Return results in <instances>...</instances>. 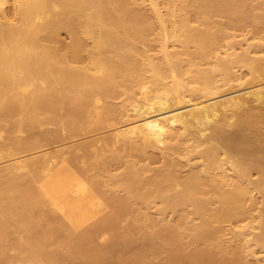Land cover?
I'll list each match as a JSON object with an SVG mask.
<instances>
[{
  "label": "bare ground",
  "instance_id": "obj_1",
  "mask_svg": "<svg viewBox=\"0 0 264 264\" xmlns=\"http://www.w3.org/2000/svg\"><path fill=\"white\" fill-rule=\"evenodd\" d=\"M130 3L0 0V162L10 157L0 166V264H7L8 246L17 249L19 264H245L240 257L243 249L235 251L236 257L225 258L229 249L221 223L253 210V191L264 195V84H258L264 81V55L248 79L237 77L223 59L202 66L198 58L208 61L213 56L219 36L207 26H193L189 15L195 11L206 25L218 13L237 20L248 14L253 0H167L165 15L153 0L164 39L179 42L182 49L169 50L163 44L162 59L150 63L153 79L142 82L139 93L123 104L133 113L124 111L128 118L108 127L110 134L92 144L25 156L49 143V125L58 129L61 121L73 137L89 132L95 100L108 99L120 86L132 87V81L143 78L137 53L146 40L150 17L130 9ZM218 70L222 78L216 76ZM104 115L98 110L96 118L103 122L108 118ZM92 148L106 154L89 167L107 174L112 159L162 150L165 167L138 166L127 158L126 170L112 180L137 205L161 200L164 211L190 203L201 221H190L188 229L203 246L188 253L172 225L162 237L149 233L138 225L143 215L134 202L115 194L106 195L112 213L108 209L107 218L89 221L97 211L92 212L96 194L103 191L97 174L83 171L82 160H77ZM81 150L85 152L79 156ZM114 150L118 153L113 158L109 151ZM188 151L202 158L204 173L178 172L180 157ZM69 155L82 165V171L74 169L85 179L70 173L74 166L69 164V169ZM66 160L68 166L63 167L69 172L59 166ZM253 170L260 174L257 180L251 179ZM223 182L230 187L222 189ZM214 202L218 206L212 207ZM131 213L135 220L124 233H117L123 216ZM86 221L94 225L88 227ZM85 222L87 230L81 232ZM258 227L255 235L252 227L241 235L246 240L252 234L264 247V215ZM100 232L109 236L104 244L110 243H96ZM107 232L112 234L108 242Z\"/></svg>",
  "mask_w": 264,
  "mask_h": 264
},
{
  "label": "rangeland",
  "instance_id": "obj_2",
  "mask_svg": "<svg viewBox=\"0 0 264 264\" xmlns=\"http://www.w3.org/2000/svg\"><path fill=\"white\" fill-rule=\"evenodd\" d=\"M156 4L158 5L160 13L161 14L163 13L162 15H165L167 12V8H168L167 0H157ZM129 7L133 11L146 13L150 17L149 23H147L146 40L139 45L140 51L137 53V63H138V66L143 69V78L140 81H132L130 83L132 87L124 86V85L120 86L116 94L109 97L108 99H96L95 105H93L92 107L93 118H92L91 130L89 132L77 134V135H74L73 137V135H71L67 131L66 125L61 124V121H60L58 129H56L53 125L52 126L49 125L48 127V130L51 132L50 140H49V143L45 144L46 147L42 146L43 148L45 147L44 149H47V150H44L42 147H40L41 149L38 148L39 150L38 149L29 150V151H26L28 152V154L24 152L22 155L26 154L25 156H28V155L31 156L33 154L36 155L37 153L41 154L42 153L41 150H43V153H44V152H51V151L60 149L62 147L75 146V145H88V144H92L93 141L97 140L100 137L109 135L111 132L109 128L111 129V127L117 124L116 122L118 121H119L118 123H121V122L123 123L124 119L126 120L128 118L127 117L128 112L131 111L130 114L133 113L132 109L129 108V106L125 107L123 106V104L127 103L129 100H131L133 96H136L139 93L142 82H151V80L154 77L153 76L154 73L150 69V63L151 62L157 63L162 59V55L164 53L163 47L165 46L163 44L166 43L167 44L166 46L168 47L169 50L182 49L179 42L174 41L172 39H167V40L164 39L163 25L157 19V13L155 11V4H153V0H131ZM8 8H9V11H12L11 5H9ZM189 16H190V23L193 26L198 27L200 29H204L207 26L213 33L219 36V43L217 47L215 48V50L213 51V56L209 57L208 61L198 58V61L200 62V64H202V66L214 65L217 63L219 59H223V60H226L228 64L233 66L232 67L233 72L235 73L237 77H240L242 79H248L252 76V68L260 65L259 64L260 62L257 60L259 59V57L264 55V0H253L252 6L248 10V14L244 17L238 18L237 20L229 17L226 14L218 13V14L212 15L211 18L208 19V22L206 25L203 22L202 18L195 11H191ZM168 22H166V24L170 26V22L169 23ZM62 36L65 37L66 34L63 33ZM88 48L92 49V45H88ZM230 48H232V50L234 49L233 51L234 54ZM193 49L194 47L191 46L190 50H193ZM109 54L113 55L112 53H109ZM187 58L188 57L186 56V59ZM216 76L218 78H222L223 77L222 71L218 70L216 72ZM168 80L170 81L171 79H168ZM263 82L264 81H260L258 84H264ZM108 106H111V109ZM108 109H110L111 111ZM94 110L95 111L97 110V112L99 110L101 114L103 115L105 114L104 117H108L109 119L104 118L105 120L103 122L98 121V119L96 118L97 112H95ZM124 111L125 112L127 111L126 112L127 114ZM124 115H127V116L125 117ZM122 118H123V121L121 120ZM62 128H64V132H63L64 134L62 133V130H63ZM60 137L62 139H60ZM92 149L90 150L91 152H88V151L85 152L81 150L78 153V155L80 156L81 153L85 152V154L83 153V156L85 155L84 156L85 158L83 159H85L86 162L90 161L91 164L90 162H88L89 164L87 165V163H85V160H83L80 156V158H78L77 161H79V159L82 160L83 162L81 161V164L84 166H82L81 164L79 165L80 161L79 163H76L77 161L73 160V158L70 157L71 155H69L68 160L70 163L67 162L68 160H66L64 162L65 164L62 163L59 165V166L62 165L61 169H64L65 171H67L68 167H63V166L66 165L67 163L68 165L71 164V166L72 167L74 166V167L72 168L69 165V169L72 168L74 171L72 170L73 172L71 171L70 173L74 174V172H76L75 174H77V176H79L80 178L81 176L83 177L84 175L80 173V171H82L83 168H85L83 171H87L88 173L91 172L92 174H97L96 179H99L100 188L102 189L101 191L103 192L100 191L102 193L100 195L98 193L96 194L98 198H96L95 200V204L92 209V212L94 213L93 210H97V211H95L96 214L89 221H93V223H98L100 222V220L107 218V216H109V214L112 213L111 211L112 207L109 205L106 198L109 195L115 194L120 198L130 199L132 202H134V205L138 207L137 212L143 215V218L142 220H139L138 225H143L144 227H146V230L149 233L159 235L162 237L163 236L162 233L164 232L167 233L165 231L166 228L172 225V226H175L176 228L175 231L176 233L179 234L182 241L188 245L186 249L188 253L192 252L194 248H200L203 246V243L201 241H196L193 239V234L188 229V223L190 221H193L196 223L201 221V218L196 216L193 213V206L190 203L182 204L173 210L166 209L164 211H163V203L161 202V200H156L149 204H141V205L138 204L137 205L134 198L130 196L127 190L122 186L117 187L115 182L112 180V176L120 175L126 170L127 158L134 159L138 166H142V165L149 166L152 169H158V168L165 167L167 158L165 154L163 155L162 150H159V149H156L157 151L153 150L151 151L152 155L151 153L150 154L142 153V154H137V155L131 154L119 160L112 159L110 163V173L107 174L103 170H100L102 171L101 173L100 171H98V169L96 171V168H94L95 170L91 169L94 167V164L92 163L94 161H98L103 156V154H106V152L101 153L100 150L96 148H94L93 150ZM38 151H40V153ZM119 151L121 152V150ZM87 153H88V156H87ZM116 153H118L117 150L116 151L114 150V152L112 151V153L111 151H109L110 157L113 154L112 155L113 158ZM119 154L122 155V152ZM87 158L90 160H88ZM96 158H98V160ZM9 159L10 157L5 158L4 159L5 162L4 161L0 162V166L5 164L7 161H9ZM73 161H74V164H73ZM89 166H93V167H89ZM77 167H79V169L80 168L82 169V170L80 169L78 173H77V170L79 169ZM74 168H77V170H75ZM177 168H178V172L183 176L187 175L191 170H194V169L202 170V158L197 153L188 151L186 154L181 155L180 162ZM226 168H227V172L229 174H232L233 170L231 169V166L229 164L226 165ZM202 172L204 173L203 170ZM258 178H260V174L258 170H253L251 173V179L257 180ZM81 179H85V178H81ZM85 182L88 183L87 184L88 187L93 186L91 181L89 182L92 185L89 182H87V178ZM221 184L222 185L221 186L219 185V186L222 189H226L230 187L228 183L223 182ZM91 191H94V190L92 189ZM104 192L105 194L103 195ZM253 196L255 199V207L253 210L247 212L245 215H243L242 217L238 219L221 223L223 230H224L223 238H224L225 244L227 245L229 249V253L226 255L225 258L232 259L233 257L237 256V254H235V251H237V249H240V250L243 249V253L240 257L242 258V261L245 264H264V247L256 244L254 240L255 237L252 235V234L254 235L257 234L260 231V228L258 227V223L260 221V216L264 215V195H262L260 191L255 190L253 191ZM102 200H105L107 202H104ZM104 205H106L105 208H104ZM211 206L216 207L218 206V203L214 202L211 204ZM109 207L111 208L109 209ZM99 208H101L100 211H99ZM104 210L105 211L108 210L110 211V213L108 214V211L104 213ZM96 215H100L101 217L98 216L97 218ZM134 217H135L134 213L123 216L116 232L119 234L124 233V231L126 230V227L131 223V221L135 220ZM94 219H95V222H94ZM89 221H86V222H89ZM93 223L89 222L90 225L87 223L88 227H91L92 225H94ZM83 224L81 225L83 227L81 229V232L84 230H87L86 228L87 224L86 226H84ZM81 226L79 227V230ZM250 227H252V234L247 237L248 239L245 240L242 238L243 235H241V233L248 232L247 230H249ZM100 233L97 236V238L100 236L99 239L96 238L99 241L97 242L96 240V243L97 244L100 243L101 246H104L110 243L108 241L112 240L111 232H107L108 234H110V238L107 240L108 243H105V244L104 242L109 236L107 234H104L106 232H100ZM16 235H17L18 240L21 241V243L25 245L28 244V242L20 234L17 233ZM191 241H193L194 243H192ZM6 253L8 255L7 264H19L20 261L17 256L18 251L16 248L12 246H8L6 248Z\"/></svg>",
  "mask_w": 264,
  "mask_h": 264
}]
</instances>
